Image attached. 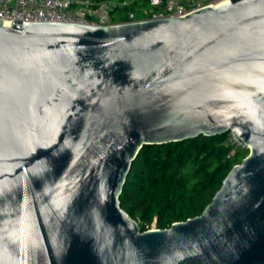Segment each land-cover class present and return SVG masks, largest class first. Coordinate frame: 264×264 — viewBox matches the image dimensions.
Segmentation results:
<instances>
[{
  "label": "water",
  "instance_id": "1",
  "mask_svg": "<svg viewBox=\"0 0 264 264\" xmlns=\"http://www.w3.org/2000/svg\"><path fill=\"white\" fill-rule=\"evenodd\" d=\"M0 19V264H264V0L110 25ZM249 150L200 215L142 231L145 145Z\"/></svg>",
  "mask_w": 264,
  "mask_h": 264
},
{
  "label": "trees",
  "instance_id": "2",
  "mask_svg": "<svg viewBox=\"0 0 264 264\" xmlns=\"http://www.w3.org/2000/svg\"><path fill=\"white\" fill-rule=\"evenodd\" d=\"M89 1L96 6L111 3L116 23L127 21L129 12L145 18L150 9V0ZM228 133L150 144L140 150L119 199L142 231L153 224L168 228L203 212L231 168L249 153L228 144Z\"/></svg>",
  "mask_w": 264,
  "mask_h": 264
},
{
  "label": "built area",
  "instance_id": "3",
  "mask_svg": "<svg viewBox=\"0 0 264 264\" xmlns=\"http://www.w3.org/2000/svg\"><path fill=\"white\" fill-rule=\"evenodd\" d=\"M230 0H150V9L145 18H163L186 15L204 6H217ZM112 4L95 5L89 0H0V19L25 22L59 21L82 24L110 25L116 22L111 17ZM129 12L127 21L141 20ZM227 143L248 149L232 132ZM249 150V149H248Z\"/></svg>",
  "mask_w": 264,
  "mask_h": 264
},
{
  "label": "rangeland",
  "instance_id": "4",
  "mask_svg": "<svg viewBox=\"0 0 264 264\" xmlns=\"http://www.w3.org/2000/svg\"><path fill=\"white\" fill-rule=\"evenodd\" d=\"M152 228H157V227H156V225H155V224H153V225L151 226V228H150V229H152Z\"/></svg>",
  "mask_w": 264,
  "mask_h": 264
}]
</instances>
